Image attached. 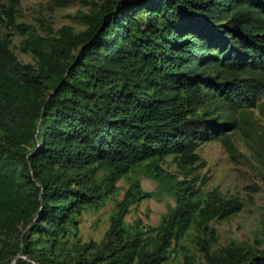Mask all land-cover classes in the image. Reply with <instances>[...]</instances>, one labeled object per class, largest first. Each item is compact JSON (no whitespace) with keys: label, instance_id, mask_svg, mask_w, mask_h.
Segmentation results:
<instances>
[{"label":"trees","instance_id":"16d2710c","mask_svg":"<svg viewBox=\"0 0 264 264\" xmlns=\"http://www.w3.org/2000/svg\"><path fill=\"white\" fill-rule=\"evenodd\" d=\"M20 1L0 0V20L14 23ZM83 23L29 35L21 50L39 67L0 39V264H56L33 238L66 234L145 162L175 200L155 234L127 223L153 196L135 180L104 238L78 245L68 264H164L191 228L204 262L183 264H264V229L262 249L212 250L210 223L239 212L238 199L213 191L201 202L161 167L169 155L195 164L213 139L234 149L238 111L264 98V0H104Z\"/></svg>","mask_w":264,"mask_h":264},{"label":"rangeland","instance_id":"374dc122","mask_svg":"<svg viewBox=\"0 0 264 264\" xmlns=\"http://www.w3.org/2000/svg\"><path fill=\"white\" fill-rule=\"evenodd\" d=\"M104 0H21L16 7L15 22L10 23L4 16L0 20V39L9 35L12 49L20 63L39 67L30 53L21 50L22 43L29 35L55 36L64 26H71L76 32L85 30L84 17L97 9ZM9 4L6 3L8 8ZM25 25L28 34L23 35L17 26ZM264 98L257 100L252 109H240L237 113L239 128L229 133L234 149L228 150L223 139H213L200 144L197 154L200 160L184 168L178 167L174 155H169L161 164L164 172L179 180L190 181L198 190L200 201L217 191L223 197L236 198L242 209L228 219H215L210 228L216 232L218 242L213 251L228 247L262 249L264 229V114L261 105ZM248 135H246V134ZM148 162L122 178L114 194L105 199L100 209H86L77 218L76 226H69L66 234L33 238L37 241L35 252L48 254L57 263H71L75 248L80 244L99 243L110 227V217L116 204L132 182L139 180L144 190L153 196L135 205L127 218L128 224H141L147 236L154 235L164 215L175 205L174 196L167 187L161 186L150 175ZM102 178L103 174L99 173ZM27 229L24 231V234ZM197 232L191 228L185 237L169 250L168 261L164 264H183L186 255L197 263L204 257L196 240ZM206 238H209L206 236ZM52 239L56 248L52 252Z\"/></svg>","mask_w":264,"mask_h":264}]
</instances>
